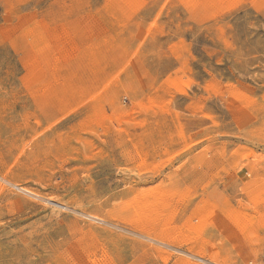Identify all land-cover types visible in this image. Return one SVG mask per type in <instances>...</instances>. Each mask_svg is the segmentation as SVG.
<instances>
[{"label": "rangeland", "instance_id": "374dc122", "mask_svg": "<svg viewBox=\"0 0 264 264\" xmlns=\"http://www.w3.org/2000/svg\"><path fill=\"white\" fill-rule=\"evenodd\" d=\"M181 263L264 264V0H0V264Z\"/></svg>", "mask_w": 264, "mask_h": 264}, {"label": "bare ground", "instance_id": "6f19581e", "mask_svg": "<svg viewBox=\"0 0 264 264\" xmlns=\"http://www.w3.org/2000/svg\"><path fill=\"white\" fill-rule=\"evenodd\" d=\"M77 21V20H76ZM28 192L30 193V194H33V192H30L29 190H28ZM39 193V192H38ZM42 194V193H41ZM35 195H36V193H35ZM41 199V198H40ZM61 205V204H60ZM94 221L95 220H99V221H101V219H99V218H97V216H95V217H91ZM90 221V220H89ZM97 222V221H96ZM101 223V222H100ZM76 227H77V225H76ZM146 235V234H145ZM147 236V235H146ZM150 238V237H149ZM114 239V238H113ZM155 240V239H154ZM151 241H152V239H151ZM157 241V240H156ZM152 242H154V241H152ZM125 247V246H124ZM144 252V251H143ZM196 255V254H195ZM197 255H199V258H201V259H205V257H207V256H205L204 254H197ZM200 259V260H201ZM208 259V258H207ZM209 260L211 261V262H217V260L215 259V258H213V257H209ZM182 264V263H181Z\"/></svg>", "mask_w": 264, "mask_h": 264}]
</instances>
